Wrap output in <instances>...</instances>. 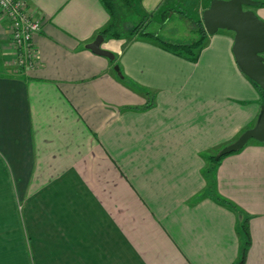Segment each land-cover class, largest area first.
<instances>
[{"label":"crops","instance_id":"obj_1","mask_svg":"<svg viewBox=\"0 0 264 264\" xmlns=\"http://www.w3.org/2000/svg\"><path fill=\"white\" fill-rule=\"evenodd\" d=\"M25 2L40 21L33 67L15 63L0 13V264H237L243 222V264H264V141L214 167V194L239 213L205 176L264 99L237 64L234 32L207 33L189 60L126 26L101 44L112 60L86 48L110 22L99 0ZM210 2L127 7L179 41L182 19H202ZM252 10L264 21V5Z\"/></svg>","mask_w":264,"mask_h":264},{"label":"water","instance_id":"obj_2","mask_svg":"<svg viewBox=\"0 0 264 264\" xmlns=\"http://www.w3.org/2000/svg\"><path fill=\"white\" fill-rule=\"evenodd\" d=\"M259 3L257 0H211L209 7L202 13V21L209 34L220 28L234 32L232 50L237 64L243 73L260 87L264 95V21L252 10V7L258 6ZM103 41L104 36L98 34L86 48L113 60L114 54L101 48ZM115 69L118 67L115 66ZM250 139L264 141V99L255 124L221 149L219 155L242 148Z\"/></svg>","mask_w":264,"mask_h":264},{"label":"trees","instance_id":"obj_3","mask_svg":"<svg viewBox=\"0 0 264 264\" xmlns=\"http://www.w3.org/2000/svg\"><path fill=\"white\" fill-rule=\"evenodd\" d=\"M103 7L107 10L109 16H110V22L107 26L100 29L98 31V34H102L104 37L107 38H120L125 35V32L119 28L118 26V5L120 2L129 5L130 0H99ZM260 5H264V0L260 1ZM145 22V18L141 19L134 27H132L126 35L128 36H134V35H141V36H149L158 41L161 46H163L166 49H169L171 51L177 52L178 54H181L188 58L189 60H195L196 59V50L199 49L206 41L207 39V32L204 28L202 19H197L194 21V34L196 35L193 40L190 42H184V41H172L168 40L158 33L152 32L147 30L146 26L143 27V23ZM255 83V82H254ZM256 84V83H255ZM257 87H259L256 84ZM260 88V87H259ZM229 154V153H228ZM227 154L224 155H211L207 158L208 166L205 169V176L208 179V194L212 196L216 201L226 205L227 207L231 208L235 213H239V210L235 205L232 203L219 198L214 194L213 191V179H212V173L214 171L215 165ZM241 233L243 234L245 238V243L243 247L241 248V255L239 258V261L237 264H243L245 251L248 245V231H247V225L246 222H243L240 225Z\"/></svg>","mask_w":264,"mask_h":264},{"label":"built area","instance_id":"obj_4","mask_svg":"<svg viewBox=\"0 0 264 264\" xmlns=\"http://www.w3.org/2000/svg\"><path fill=\"white\" fill-rule=\"evenodd\" d=\"M0 13L9 23L15 63L20 67H33L36 53L32 37L40 30L39 19L31 16L25 0H0Z\"/></svg>","mask_w":264,"mask_h":264},{"label":"rangeland","instance_id":"obj_5","mask_svg":"<svg viewBox=\"0 0 264 264\" xmlns=\"http://www.w3.org/2000/svg\"><path fill=\"white\" fill-rule=\"evenodd\" d=\"M199 4L201 5V1H199V3L197 2L196 5L199 6ZM191 5V4H190ZM132 6V4L130 5ZM189 7V5H187ZM131 8V9H130ZM245 9L248 8V7H244ZM189 13H194L192 11H190ZM197 15V12H195V16ZM195 16H192V17H195ZM175 19H178L179 21H181V19L179 17L175 18ZM118 26L119 28H121L123 31L125 29V27H129V26H132L134 27V25L140 21V19H138V17L135 15L134 11L132 10V7H127L126 4L120 2L119 5H118ZM125 20L128 21L125 22ZM186 20V19H185ZM185 20L183 21L182 19V24H181V27H179L180 29L183 30V32H181L180 34H178L177 36L175 37H178L180 36L182 33L184 34V37H181L180 39H178L179 41H184V42H190L191 40H193V38L196 37L195 34H192L189 29L192 28V30H194V22H188L186 23ZM129 24V25H128ZM172 25H173V21H170L168 22L167 24H165V27H164V31H168L172 28ZM178 25V24H177ZM153 25H151L150 27L146 26L147 30H151L153 31ZM184 27V28H183ZM126 31V30H125ZM124 31V32H125ZM177 41V40H175Z\"/></svg>","mask_w":264,"mask_h":264}]
</instances>
